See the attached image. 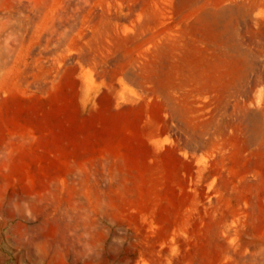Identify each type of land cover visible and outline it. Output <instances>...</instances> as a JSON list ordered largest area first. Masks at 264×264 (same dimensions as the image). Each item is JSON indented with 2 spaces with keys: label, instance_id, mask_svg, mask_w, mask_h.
<instances>
[{
  "label": "rangeland",
  "instance_id": "obj_1",
  "mask_svg": "<svg viewBox=\"0 0 264 264\" xmlns=\"http://www.w3.org/2000/svg\"><path fill=\"white\" fill-rule=\"evenodd\" d=\"M0 264H264V0H0Z\"/></svg>",
  "mask_w": 264,
  "mask_h": 264
}]
</instances>
